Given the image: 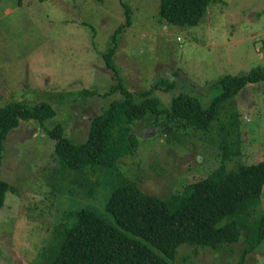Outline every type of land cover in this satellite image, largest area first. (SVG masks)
Listing matches in <instances>:
<instances>
[{
  "label": "rangeland",
  "instance_id": "374dc122",
  "mask_svg": "<svg viewBox=\"0 0 264 264\" xmlns=\"http://www.w3.org/2000/svg\"><path fill=\"white\" fill-rule=\"evenodd\" d=\"M159 0H0V104L46 102L55 115L20 121L0 152V178L10 187L0 207V264H44L78 208L108 219L105 202L123 180L166 199L221 164L226 170L264 159V81L224 100L206 130L165 115L129 126L132 152L109 167L71 169L47 130L59 124L74 143L114 100L119 82L140 102L147 94L169 108L186 93L208 106L220 80L264 71V0H208L197 24L174 25ZM113 49L109 63L105 54ZM171 84V88L167 87ZM226 156V159L224 158ZM248 221L264 213V184ZM246 231L217 248L187 243L170 264H264V238L245 252Z\"/></svg>",
  "mask_w": 264,
  "mask_h": 264
},
{
  "label": "trees",
  "instance_id": "16d2710c",
  "mask_svg": "<svg viewBox=\"0 0 264 264\" xmlns=\"http://www.w3.org/2000/svg\"><path fill=\"white\" fill-rule=\"evenodd\" d=\"M207 2L159 0L157 12L167 23L193 26ZM112 53L113 49L105 54L107 63ZM259 81H264L260 68L244 76L227 75L220 80L222 92L208 106L202 107L198 98L180 93L171 98L169 108L159 107L158 101L147 94L140 102H133L132 94L119 82L106 94L120 90L124 98L112 101L92 118L86 140L70 141L59 124L47 134L54 139L55 152L63 165L71 169L85 165L110 168L119 157L134 150L136 141L129 126L146 112L154 117L163 113L169 121L182 120L195 129L206 130L224 100ZM54 115L55 110L46 102L33 107L22 101L0 104V152L8 132L20 121L42 123ZM263 184L264 159L230 170L221 164L166 199L144 192L134 181L125 179L106 199L108 219L91 208H78L73 222L60 231L52 258L44 264H170L181 244L217 248L237 242L243 231L245 252H250L264 238V213L248 221ZM9 187L0 178V207Z\"/></svg>",
  "mask_w": 264,
  "mask_h": 264
}]
</instances>
